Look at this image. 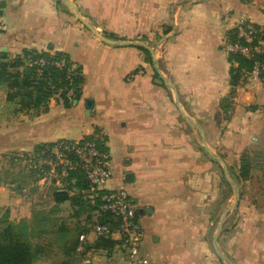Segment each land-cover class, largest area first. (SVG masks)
<instances>
[{
	"label": "crops",
	"instance_id": "crops-1",
	"mask_svg": "<svg viewBox=\"0 0 264 264\" xmlns=\"http://www.w3.org/2000/svg\"><path fill=\"white\" fill-rule=\"evenodd\" d=\"M68 2L76 11L65 0H0V54L60 52L81 71L78 97L67 107L51 98L38 117L17 112L0 85V130H12L21 149L29 150L58 141L57 131L79 128L81 138L94 139L109 154L107 187L124 188L137 208L141 254L160 264H223L212 233L234 192L206 146L236 174L240 155L258 151L264 82L243 71V81L233 86L230 70L237 64L222 44L239 22L264 27V0ZM13 120L20 122L7 126ZM252 171L243 181L258 185ZM67 177L53 187L72 195L75 188L67 187L75 181ZM53 191L45 208L34 196L0 189V224L23 219L37 233H52L57 253L38 257L37 264H82L76 250L62 245L87 229L97 211L91 201L56 202ZM240 191L218 245L233 264H264V209L258 203L264 194ZM86 193L80 191L82 200ZM92 253L90 264L126 258L116 239L92 245Z\"/></svg>",
	"mask_w": 264,
	"mask_h": 264
},
{
	"label": "built area",
	"instance_id": "built-area-1",
	"mask_svg": "<svg viewBox=\"0 0 264 264\" xmlns=\"http://www.w3.org/2000/svg\"><path fill=\"white\" fill-rule=\"evenodd\" d=\"M3 26L0 15V30ZM234 27L238 41L225 40L223 50L252 60L246 75L264 82V60L258 59V56L264 55V38L260 37L259 29L250 21L239 22ZM26 63L34 67L37 79L42 77L48 66L60 69L63 73L56 78V82L47 77V85L53 93L50 99L60 102L63 98L69 101L74 99L75 79L81 75L75 66H67L59 60L49 62L44 57L31 56L26 58ZM26 155L25 162L39 176V181L50 180L58 184L60 178L79 169L89 183L90 192L99 197L97 215H106L107 219L103 222L95 220L87 231L78 235L75 250L84 264L90 263L93 243L103 238L116 239L122 244L128 264H160L141 254L140 243L144 239V232L136 218L137 208L124 188L107 187L112 176L109 154L100 149L94 139L58 140Z\"/></svg>",
	"mask_w": 264,
	"mask_h": 264
},
{
	"label": "trees",
	"instance_id": "trees-1",
	"mask_svg": "<svg viewBox=\"0 0 264 264\" xmlns=\"http://www.w3.org/2000/svg\"><path fill=\"white\" fill-rule=\"evenodd\" d=\"M256 25V24H255ZM259 29L260 37L264 38V27L256 25ZM237 31L236 28L233 27L230 29L227 34L225 40L236 42L237 39ZM229 60L231 62H236L237 66L235 68H231L230 70V79L233 86L238 85L243 80L242 72L248 71L251 68L252 60L245 59L238 53H228ZM28 56L31 57H44L49 62L53 61H63L67 66H71L69 59L60 52H54L52 54L48 52H40L35 50L24 51L21 56H15L12 58H8L5 56V53L0 54V85H4L7 88L6 98L9 101H13L18 105V110H36L46 109L48 106V102L50 100L52 90L47 85V77L53 78V81L60 75H62V71L60 69L55 68L54 66H48L47 71L42 74V77L37 79L36 72L33 66L28 65L26 63V58ZM258 59L264 60V55L258 56ZM77 68V67H76ZM79 71L80 69L77 68ZM81 72V71H80ZM80 78L77 77L75 79V97H78L79 92V84ZM63 105L65 107L71 104L72 100L69 101L66 98H63ZM15 138L13 132L9 135H4L0 137V147H5V145L9 144L12 139ZM87 139H92L86 137ZM45 144L37 145L36 149L43 147ZM98 147L102 150L103 147L100 144H97ZM247 154L242 153L239 157L241 158L240 165L238 168V173L236 174L234 170H232L233 174L237 179H245L249 176V172L252 164H250V160L247 161ZM35 173L33 170H31ZM74 180V187L68 185L67 189L71 190L75 188L72 195H68L67 191H53V196L56 202H60L63 200H70L71 203L76 204H85L89 201L93 204V210L98 211L99 206V197L95 196L93 192H90V186L83 172L79 169L71 171L67 177V180ZM86 191L85 199H81L82 195L80 191ZM93 193L94 197L89 198L88 195ZM99 212V211H98ZM107 219L106 215H97L96 220L99 222H103ZM3 223V227L0 230V264H33V261L40 256L45 255L44 249L40 245L33 244L31 242L30 236V228L26 220H19L18 222H10L4 219L1 220ZM43 222H47V219L44 217L42 219ZM87 231V229H83L80 232L75 234V238L73 237V241L71 244V251L75 252V247L77 244L78 235L81 232ZM108 239H99L93 245L95 246H105V243ZM68 241V240H67ZM67 252V251H66ZM57 264H71L67 260H61Z\"/></svg>",
	"mask_w": 264,
	"mask_h": 264
},
{
	"label": "rangeland",
	"instance_id": "rangeland-1",
	"mask_svg": "<svg viewBox=\"0 0 264 264\" xmlns=\"http://www.w3.org/2000/svg\"><path fill=\"white\" fill-rule=\"evenodd\" d=\"M5 92L7 95L6 87H5ZM10 102L14 104L15 110L17 112L29 113V114H32V117H38L39 114L37 113L40 110L42 111L45 110L42 107L40 109H37V111L33 109L32 110H20V109L18 110V105L13 101H10ZM15 121L20 122V120H13L9 122L10 124H8L7 126L13 125ZM29 122H30L29 124H31V123L36 122V120L30 119ZM11 132L12 130H5V129L2 130L1 129L0 135H3V136L9 135ZM82 136H83L82 132L79 128L72 127V128H66L64 130L57 131L53 138L56 140L57 139L76 140L78 138H81ZM19 141H20V137L14 138L9 143L10 145H7L8 147L0 148V189L17 191V193L24 194L25 196H34L35 199L40 203V205L46 208L48 205V201H47L48 194L50 193V191L55 189L53 186H56V185L59 186L60 182L65 177L60 178L58 180L59 181L58 184L56 182H51L50 180H40L39 181L38 179L39 176L36 173H33L31 169L29 168L28 164L25 162V156H27L26 154L36 149L37 145L36 147L32 149L25 150V149H21L22 146L18 144ZM244 153L247 154L246 156L247 161L250 160V164H251V161H255V163L258 162V168L251 166V168L253 169L252 171L253 175L255 177H258V185L255 184V180L254 182L244 183L243 181L244 179H237V177H235L232 173L233 168L229 169V172L232 174L231 177L234 181L237 180L238 182L241 183V187L239 188V191L241 190L240 192H242V194L256 193L258 190V195H263L264 194V132L258 138V151L257 150L253 152L247 151ZM239 161H241V158L239 159ZM239 165H240V162H239ZM216 169L218 170L217 171V174H218L219 168L216 167ZM219 174L221 173L219 172ZM222 175L225 176V174L223 173V170H222ZM258 203L261 204V207L264 209V199L261 196H258ZM229 222L230 221H228V224ZM93 223L94 221L89 222L87 228H89ZM2 227L3 225L0 224V230ZM29 230H30L29 233L31 236V242L33 244L40 245L42 249H44L46 256H52V254L56 255L57 253V250H55L56 241L53 240L52 233H48V232L37 233L33 229H29ZM73 237L75 238V235ZM72 241H73V238L69 239L66 243H64V245H62V247L64 246L63 250H65L66 248L70 249ZM142 242L143 240L140 243V251H141ZM37 260L38 258L33 261V264H37ZM40 262L41 260L38 261V264H40ZM82 264L84 263L82 262ZM119 264H128V258L127 257L123 258V260H121Z\"/></svg>",
	"mask_w": 264,
	"mask_h": 264
},
{
	"label": "water",
	"instance_id": "water-1",
	"mask_svg": "<svg viewBox=\"0 0 264 264\" xmlns=\"http://www.w3.org/2000/svg\"><path fill=\"white\" fill-rule=\"evenodd\" d=\"M66 3L69 5V7H71V9H73L74 11H76L75 7H73V5L71 3L68 2V0H65ZM78 19H80L91 31H92V28L89 24H87L83 18H81L79 15H78ZM102 37V36H101ZM103 38V37H102ZM162 77V76H161ZM163 78V77H162ZM165 81H168V79H165L163 78ZM198 127V126H197ZM200 132H201V135L202 137L204 138V135L202 133V130L200 127H198ZM206 149L208 151V153L213 157L215 158L220 164H221V167H222V170H223V173L225 174L226 178L228 179L230 185L232 186V189H233V200L231 202V204L228 206V208L226 209V211L224 212V214L222 215V217L220 218L215 230L213 231L212 233V245H213V249H214V252L216 253V255L219 257V259L221 260V262L223 264H233V262L231 261V259L222 251V249L220 248V246L218 245V241H217V238H218V235L220 233V231L222 230V226H223V222H224V217H225V214L233 209L237 203H238V200H239V189H238V185L235 183V181L230 177V174L227 170V167H226V164L224 163V161L219 157L217 156L216 154L212 153L206 146Z\"/></svg>",
	"mask_w": 264,
	"mask_h": 264
}]
</instances>
